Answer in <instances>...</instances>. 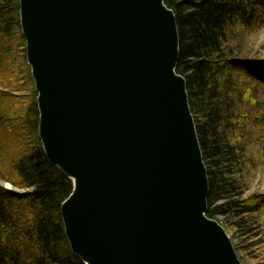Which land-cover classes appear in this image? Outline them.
<instances>
[{"label": "water", "instance_id": "95a60500", "mask_svg": "<svg viewBox=\"0 0 264 264\" xmlns=\"http://www.w3.org/2000/svg\"><path fill=\"white\" fill-rule=\"evenodd\" d=\"M43 152L85 264H242L209 178L165 0H18Z\"/></svg>", "mask_w": 264, "mask_h": 264}, {"label": "trees", "instance_id": "16d2710c", "mask_svg": "<svg viewBox=\"0 0 264 264\" xmlns=\"http://www.w3.org/2000/svg\"><path fill=\"white\" fill-rule=\"evenodd\" d=\"M165 5L176 16L179 55L175 71L186 81L199 146L209 167L207 216H221L239 240L247 242V249L264 259V194L245 195L239 176L245 157L232 141L239 81L259 75L260 63L233 57L237 53L227 36L233 20L245 19L248 3L165 0ZM19 13L18 0H0L2 39L15 34V29L20 34ZM19 39L26 46L22 34ZM28 75L34 93L23 111L0 110V156L17 177H10L11 182L29 189L20 193L0 187V264H85L70 249L61 217L60 205L74 184L43 152L37 93Z\"/></svg>", "mask_w": 264, "mask_h": 264}, {"label": "rangeland", "instance_id": "374dc122", "mask_svg": "<svg viewBox=\"0 0 264 264\" xmlns=\"http://www.w3.org/2000/svg\"><path fill=\"white\" fill-rule=\"evenodd\" d=\"M245 1L248 3L245 19L233 20L229 24L227 36L234 48L233 53H237L233 56L235 59H246L260 65L257 64L259 75L256 79L239 81L240 99L234 108L238 119L232 141L240 146L245 157L239 173L243 177L245 195H261L264 194V0ZM16 31L4 39L0 36V110L9 109V112L18 109L22 112L34 93L33 84L29 81L30 67L24 51L26 46L19 39L21 28L20 34ZM4 47L5 52L1 50ZM6 161L0 156V187L20 193L29 190L18 188L11 182L10 177H17ZM204 163L208 167V162ZM262 214L264 219V211ZM214 219L227 231L242 264H264L263 256L255 257L257 253L247 249V242L239 240L234 229L221 216Z\"/></svg>", "mask_w": 264, "mask_h": 264}]
</instances>
